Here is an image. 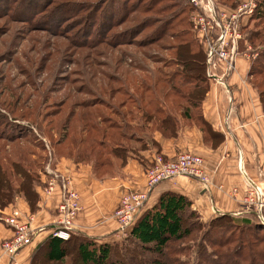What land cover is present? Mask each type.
I'll return each instance as SVG.
<instances>
[{
  "label": "trees",
  "instance_id": "1",
  "mask_svg": "<svg viewBox=\"0 0 264 264\" xmlns=\"http://www.w3.org/2000/svg\"><path fill=\"white\" fill-rule=\"evenodd\" d=\"M218 3L232 8L236 0ZM171 4L175 11L163 19V31L147 43L175 41L159 47L171 57L153 62L149 72L134 68L138 76L115 77L114 88L98 91L107 99L93 96L90 85L85 97L51 103L55 105L48 111H42L41 101L29 104L28 97L19 105L0 103L7 108L2 109L6 116L0 114V211L21 199L34 213L36 188L45 186L40 176L54 158L89 165L92 176L102 180L116 176L129 155L153 147L155 132L174 138L183 125H195L205 144L216 147L222 141L201 115L208 81L204 53L188 21L190 7L185 0ZM263 23L264 0H255L241 34L252 47L259 46L248 76L264 114ZM132 42L125 38L119 44L129 47ZM32 133L36 138L29 139ZM29 264H264V224L252 211L216 213L203 221L186 197L164 192L136 217L119 242L95 244L81 233L67 240L49 235L34 247Z\"/></svg>",
  "mask_w": 264,
  "mask_h": 264
},
{
  "label": "crops",
  "instance_id": "2",
  "mask_svg": "<svg viewBox=\"0 0 264 264\" xmlns=\"http://www.w3.org/2000/svg\"><path fill=\"white\" fill-rule=\"evenodd\" d=\"M202 49V48H201ZM250 59L237 56L233 70L225 76V88L208 82V90L201 102V115L213 132L222 135V141L211 147L203 142L195 125H183L177 137L164 138L152 135L154 146L138 151L137 157L129 155L119 173L111 178L96 180L89 165L75 164L63 157L54 158L49 167L52 174L40 176L46 182L53 175L54 187L45 196V188L37 187V209L30 213L21 199L0 211V218L12 210L20 216H32L31 243L12 259L0 249V264H29L34 247L50 235L55 219V207L63 194V188L78 195L80 212L73 222L74 235L81 233L95 244H112L122 240L112 213L119 198L131 191H144V168L153 153L170 158L179 152L200 156L206 166L207 184L183 177H175L168 184L148 193L139 214L150 208L157 197L172 192L186 197L192 208L205 221L216 213H240V199L245 192V181L264 189V114L255 90L249 84ZM239 165L245 178L239 173ZM264 213V210H263ZM138 214V215H139ZM11 235L10 229L0 219V243Z\"/></svg>",
  "mask_w": 264,
  "mask_h": 264
},
{
  "label": "rangeland",
  "instance_id": "3",
  "mask_svg": "<svg viewBox=\"0 0 264 264\" xmlns=\"http://www.w3.org/2000/svg\"><path fill=\"white\" fill-rule=\"evenodd\" d=\"M171 1L0 0V103L19 105L28 97L29 104L41 101L48 111L51 103L85 97L90 85L93 96L107 99L98 91L114 88L115 77L138 76L134 68L149 72L153 62L171 57L159 47L175 41L147 44L175 11ZM125 38L132 46L119 44ZM248 46L255 58L259 46Z\"/></svg>",
  "mask_w": 264,
  "mask_h": 264
},
{
  "label": "built area",
  "instance_id": "4",
  "mask_svg": "<svg viewBox=\"0 0 264 264\" xmlns=\"http://www.w3.org/2000/svg\"><path fill=\"white\" fill-rule=\"evenodd\" d=\"M190 7L189 22L193 37L204 53V73L208 82L225 88V76L233 70L237 56L252 59L250 47L243 40L241 29L255 8V0H236L229 8L217 0H185ZM240 47V49H239ZM239 173L245 178L239 165ZM45 174H52L48 165ZM144 191L123 194L112 213L119 233L125 235L130 230L139 212L145 205L148 193L168 184L175 177H183L207 184L206 166L200 156L189 152H179L166 158L153 153L144 168ZM53 175L46 182L43 194L48 196L54 187ZM245 192L240 199V214L252 211L264 224V189L245 180ZM63 194L55 207V219L50 235L67 240L73 232V222L80 212L78 195L63 188ZM10 229L11 235L0 243L4 255L12 259L21 249L31 243L32 216L22 217L15 210L0 218Z\"/></svg>",
  "mask_w": 264,
  "mask_h": 264
}]
</instances>
